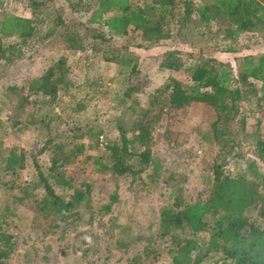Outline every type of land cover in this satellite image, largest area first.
I'll use <instances>...</instances> for the list:
<instances>
[{
    "label": "trees",
    "instance_id": "16d2710c",
    "mask_svg": "<svg viewBox=\"0 0 264 264\" xmlns=\"http://www.w3.org/2000/svg\"><path fill=\"white\" fill-rule=\"evenodd\" d=\"M26 1L35 12L43 5L34 0ZM90 1H94V6L87 21L90 27L85 26V31L90 39L99 40L102 44H110L112 40L124 38L131 32H140L147 48L164 40L174 42L176 38H191L188 32L199 29L204 30L200 36H206L216 29L215 36L220 35L223 41L231 43L241 36L257 38L264 35V0H200L198 4L191 0ZM37 21L40 20L14 15L1 17L0 63L7 59L6 50L14 49V45L5 44L4 39L13 36L22 40L30 38L35 32L34 24ZM52 21L54 25L63 27V46L69 44L70 50H82L83 40L70 25H65L58 16ZM178 51L170 47L159 67L169 72L179 71L184 63L177 57ZM235 51L232 48L226 50L228 53ZM199 55L206 56L204 53ZM118 57L113 59L110 56L104 61L117 64ZM193 65L188 70L187 78L169 76L158 86H153L146 78L140 79L136 64L131 66L129 81L118 98L121 111L113 122L118 139L107 143L103 156L91 158L96 167L95 172H110L113 176L129 179L141 191L162 193L161 197H165L167 204L159 211L157 221L152 222H158L160 238L172 247L167 251L170 264H200L203 259L215 255H219L215 264H264V227L255 226L246 217L251 208L259 206V215L264 218V174L256 162L248 161L245 164L246 173H229L224 168L226 158L219 156L222 162L214 164L212 174L207 178L208 196L185 202L181 182L188 177L184 176L185 170L188 171V163L184 162L187 160H181L178 154H168L156 148L153 137L155 124L164 117L177 121L174 117H180L184 108L203 104L215 112L216 119L210 125L211 134H200L199 129L196 130L199 131L200 139L219 147V153L227 148L230 152L239 145L236 142L239 133L232 129V122L239 114V105L254 98L260 112L264 113V54L240 59L236 74L214 55L201 58ZM71 71L66 65V58L61 57L26 88L8 89L11 96L15 97L9 121L15 126L19 122L17 118L28 114L35 130H40V126L43 128L46 139L40 145L38 154L50 156L48 171L55 179L60 178L56 172L58 167L70 159L86 156V151L93 148V145L78 143V140L91 139L93 136L99 138L105 134L104 127L96 124L97 119L92 123L86 121L82 126L78 119L79 124L71 127L67 125L63 130L51 128L50 122L59 119L55 110L59 108L61 111L62 96L68 95L75 87ZM74 103L72 112L75 115L86 111L84 103ZM35 107L40 115L34 116ZM91 114L97 118L99 111L92 110ZM238 124L245 136L246 120L241 118ZM254 137L253 155L264 164V139L257 131ZM73 142L78 143L77 146ZM68 146H74V151L67 153ZM236 158L237 155L234 156ZM23 159L21 154H10L5 161L6 174L10 172L14 175L16 168L24 169ZM133 163L138 164V169ZM33 165L45 194L42 199L37 193L35 197L29 195L28 200L35 203L37 213L45 217L54 215L61 222L70 220L76 224L82 217L80 208L84 207L90 213L86 222L91 224L97 213L108 214L116 202L115 196H111L108 201L105 197L99 198L98 193H91L90 196L88 190H76L65 200L55 193L36 159H33ZM164 190L168 194H163ZM99 202V208H93ZM8 213L6 204L0 215V264L5 263L14 249L13 236L6 230ZM86 214L82 215L86 217ZM115 229L118 231V246L127 253L131 247L148 239L137 236L135 228L130 225L118 224ZM175 231L186 236L179 237ZM202 234L205 235L203 240L196 238ZM148 241H153V238ZM195 251H203V255L193 258Z\"/></svg>",
    "mask_w": 264,
    "mask_h": 264
},
{
    "label": "rangeland",
    "instance_id": "374dc122",
    "mask_svg": "<svg viewBox=\"0 0 264 264\" xmlns=\"http://www.w3.org/2000/svg\"><path fill=\"white\" fill-rule=\"evenodd\" d=\"M34 1L43 4L36 12L31 10L26 0H0V19L3 15H14L40 20L34 24L35 32L30 38L22 40L13 36L4 39L5 44L14 45V49L6 50L7 59L0 63V215L7 204L9 213L6 216V230L12 234L14 246L13 253L4 264H170L167 251L172 247L165 239L160 238L158 222H152L155 221L153 209L157 210L163 205L162 199L139 192L129 179L113 176L110 172L97 174L91 158L103 156L107 143L118 139L113 122L121 111L118 98L129 81L133 64H136L139 71L138 77L150 80L153 86L161 85L169 76L187 78L188 70L197 60L213 55L236 74L240 59L264 54V35L257 38L241 36L231 43L223 41L220 35L215 36L216 29L206 36H200V32L204 30L199 29L188 32V35H192L191 38H176L174 42L164 40L147 48L140 32H131L124 38L112 40L110 44H102L99 40L90 39L85 31V26L90 27L87 21L94 1ZM191 1L196 4L200 2ZM55 16L81 36L84 43L82 50H70L69 44L63 46V27L54 25L52 20ZM78 23L84 25L80 26ZM170 47L179 50L177 57L184 63L177 72H169L159 67ZM227 48L236 51L228 53ZM199 53L206 56L201 57ZM110 56L113 59L119 56L118 63L104 61ZM61 57L66 58V65L72 70L70 76L75 87L68 95L62 96L61 111L59 108L55 110L59 119L50 122L51 128L63 130L67 125L71 127L81 123L82 126L86 121L97 119L96 124L104 127L105 134L99 138L93 136L91 139L78 140V143L91 144L93 148L86 151V156L70 159L65 165L58 167L56 172L60 178L55 179L48 171L51 165L50 156L38 154L40 145L46 139L43 128L40 126V130H35L28 114L17 118L19 122L15 126L9 121L12 118L10 110L15 97L11 96L8 89L26 88ZM77 101L84 103L86 111L75 115L72 108ZM92 110L99 111L97 118L91 114ZM37 115L40 114L35 107L34 116ZM174 118L177 121L170 117L158 121L153 129V137L157 148L168 154H178L181 160H187L184 162L188 163V171L185 170L184 176L188 177L181 182L185 202H193L198 197L205 199L208 196L207 178L211 176L214 164L222 162L221 158H226V172L246 173L245 164L255 161L260 172L264 174V164L253 155L254 133L257 131L264 139V113L260 112L254 98L239 105V114L232 122V129L239 133L236 137L239 145L230 152L227 148L219 153V147L200 139L201 133L211 134L210 125L216 119L211 108L203 104H192L181 111L180 117ZM241 118L246 120L245 136L238 126ZM74 149V146H68L66 151L70 153ZM12 153L18 156L21 154L24 158V169L16 168L14 175L10 172L6 174L4 170L5 161ZM33 159H36L44 177L57 195L66 200L76 190H88L90 196L91 193H98L99 198L105 197L108 201L111 196H115L116 202L111 211L106 215L97 213L91 224L86 222L90 213L84 207L80 208L79 214L82 217L79 221L76 220V224L70 220L64 221L67 223L61 222L54 215L45 217L37 213L35 203L29 201L28 196L35 197L37 193L39 199H42L45 191L43 184L38 182ZM133 166L135 169L139 167L136 163ZM36 185L38 188L35 189ZM99 206L100 202L93 208L98 209ZM82 214H86V217ZM246 217L255 226L264 227L259 206L251 208ZM118 224L130 225L135 228L137 236L150 240L153 238V241H140L127 253L117 243L118 231L115 227ZM174 233L179 237L186 236L179 231ZM203 236L205 235L196 238L203 240ZM198 255L201 257L203 251H195L193 258ZM211 257L203 259L200 264H215L219 255Z\"/></svg>",
    "mask_w": 264,
    "mask_h": 264
},
{
    "label": "crops",
    "instance_id": "0c3cea01",
    "mask_svg": "<svg viewBox=\"0 0 264 264\" xmlns=\"http://www.w3.org/2000/svg\"><path fill=\"white\" fill-rule=\"evenodd\" d=\"M154 144H155V142H154ZM156 147V146H155ZM157 148V147H156ZM131 183V182H130ZM135 189H137L139 192H141V193H145V194H151V195H156V196H158L160 199H162V203H163V205L159 208V209H153V211H155V214L153 215V216H155V221H157V219H158V215H159V211L167 204V202L165 201L166 199H165V197H161V195H162V193L161 194H159V193H157V192H148V191H141L139 188H135ZM163 194H168V192H166L165 193V190L163 191ZM168 203H169V200H168Z\"/></svg>",
    "mask_w": 264,
    "mask_h": 264
}]
</instances>
